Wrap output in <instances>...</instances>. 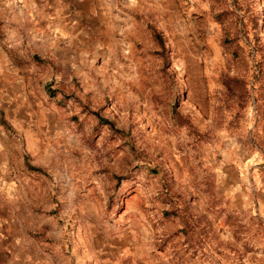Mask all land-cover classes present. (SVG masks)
Here are the masks:
<instances>
[{"label": "rangeland", "instance_id": "rangeland-1", "mask_svg": "<svg viewBox=\"0 0 264 264\" xmlns=\"http://www.w3.org/2000/svg\"><path fill=\"white\" fill-rule=\"evenodd\" d=\"M0 264H264V0H0Z\"/></svg>", "mask_w": 264, "mask_h": 264}]
</instances>
